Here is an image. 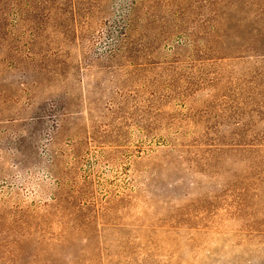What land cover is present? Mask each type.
<instances>
[{"label":"rangeland","instance_id":"1","mask_svg":"<svg viewBox=\"0 0 264 264\" xmlns=\"http://www.w3.org/2000/svg\"><path fill=\"white\" fill-rule=\"evenodd\" d=\"M263 43L264 0H0V264H264Z\"/></svg>","mask_w":264,"mask_h":264},{"label":"trees","instance_id":"2","mask_svg":"<svg viewBox=\"0 0 264 264\" xmlns=\"http://www.w3.org/2000/svg\"><path fill=\"white\" fill-rule=\"evenodd\" d=\"M259 46H264V43L262 44V45H259ZM255 53H252V55H255V56H262L261 58V60H259V61H257V63L256 64H254L255 66H253V69H252V72H253V75H252V77H253V83H255L256 84V87H255V89L257 90L255 93L256 94H253V93H250V94H248V96L245 98V100L244 101H246V100H248V99H250L251 100V102H250V107H251V111H252V113H253V116L251 115V117H249L248 116V118H249V120H247V121H244V122H242V125L244 126V127H247L248 125H252V122H253V125H254V122H255V120L257 119V118H261V119H263L264 118V72H262V71H258V70H256V67L258 66V65H264V52H257V51H254ZM236 57H239V55H236ZM256 62V61H255ZM254 62V63H255ZM263 103V104H261L260 105V103ZM241 110V111H240ZM242 113H243V111H242V107L240 108L239 107V110H238V116L239 117H241V115H242ZM255 115V116H254ZM257 116V117H256ZM264 120V119H263ZM245 132H246V128H240L239 130H238V135L239 136H242V137H244L243 135H241V134H245ZM258 136H260V137H262L263 136V134L262 135H258Z\"/></svg>","mask_w":264,"mask_h":264}]
</instances>
